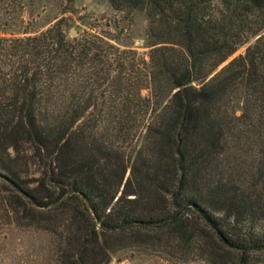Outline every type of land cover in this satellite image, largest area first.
Segmentation results:
<instances>
[{
    "label": "trees",
    "instance_id": "16d2710c",
    "mask_svg": "<svg viewBox=\"0 0 264 264\" xmlns=\"http://www.w3.org/2000/svg\"><path fill=\"white\" fill-rule=\"evenodd\" d=\"M108 1L146 14L148 58L61 22L0 36V224H61V264L199 234L264 264V234L230 232L248 197L226 177L232 151L264 153V0Z\"/></svg>",
    "mask_w": 264,
    "mask_h": 264
},
{
    "label": "rangeland",
    "instance_id": "374dc122",
    "mask_svg": "<svg viewBox=\"0 0 264 264\" xmlns=\"http://www.w3.org/2000/svg\"><path fill=\"white\" fill-rule=\"evenodd\" d=\"M58 22L69 38L93 29L121 48L132 49L148 58L149 21L144 12L119 11L108 0H75L73 3L68 0H0L1 37L35 35ZM251 43L241 47L235 56L244 53ZM227 160L226 177H232L240 192L248 197L242 216H238L240 223L235 224L233 219L230 232L264 234L262 144L256 143V147L248 151H232ZM65 246L66 232L61 224L47 221L30 227L0 224V264H61L58 256ZM228 250L219 239L212 242L199 234L182 255L129 247L110 253L103 264H230Z\"/></svg>",
    "mask_w": 264,
    "mask_h": 264
},
{
    "label": "water",
    "instance_id": "95a60500",
    "mask_svg": "<svg viewBox=\"0 0 264 264\" xmlns=\"http://www.w3.org/2000/svg\"><path fill=\"white\" fill-rule=\"evenodd\" d=\"M77 34V33H76Z\"/></svg>",
    "mask_w": 264,
    "mask_h": 264
}]
</instances>
